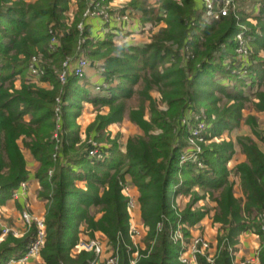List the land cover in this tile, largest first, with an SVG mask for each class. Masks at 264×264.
Listing matches in <instances>:
<instances>
[{"label": "trees", "instance_id": "obj_1", "mask_svg": "<svg viewBox=\"0 0 264 264\" xmlns=\"http://www.w3.org/2000/svg\"><path fill=\"white\" fill-rule=\"evenodd\" d=\"M135 1H131L132 7H135ZM255 2H259L264 9V0ZM69 5L70 0H0V199L12 197L14 190L29 176L23 144L42 164L56 169L51 177L46 174L50 204L46 211L47 238L41 250V264H88L95 259L97 254L94 250L73 252L79 238L77 225L81 221L87 224L91 237L99 231L117 249L119 258L114 264H132L134 249L131 248V214L129 199L124 193L127 179L126 170L123 169L127 165V171L132 173L134 181L139 185L142 218L148 226L146 247L142 249L137 264H182L178 258L182 245L173 239L174 231L180 223H194L199 215L191 209L179 212L173 208L178 193H187L192 187L190 182L178 180L181 154L179 146L175 145L174 134L168 130L155 134L154 125L141 113L139 116L132 115V119L143 129L144 134L129 139L124 160H118L102 169L99 158L96 161L81 158L76 162L65 158H60L58 162L51 159L60 84L69 88L80 79L76 75H70L68 81L62 83L59 71L64 60L77 53L81 38L86 37V41L78 50L84 47L88 52L93 51L88 49V45L101 47L104 44L109 47L104 54L107 62L104 73L105 79L111 84L102 86L108 90L102 100L113 104L119 98L117 95L108 96L119 85L113 84L114 76L123 75V78L135 83L143 71L137 67L136 74L129 72L131 64L128 56L135 52L128 56L125 53H111L110 47L116 46L114 32H108L104 39H97L88 34L89 24L84 32L80 31L79 23L84 19L88 0H78L71 17L67 15ZM161 8L169 15L168 26L162 32L163 38L159 43L146 46L141 56L136 57L143 62L145 71L142 74L150 72L151 84L159 83L165 78L159 76L157 65L167 58L163 52L169 49L166 41L177 44V50H181L182 54H185V49L188 50V56L195 63L187 66L179 61L180 64L175 63V67L179 68L169 72V77L179 72L183 81L193 68H197L199 74L205 72V66L210 60L224 51L226 42L231 41L228 46L233 50L239 45L236 35L242 21L235 12L208 22L204 20L203 11L195 0H166ZM141 10L148 16L146 9ZM237 12L243 13V7L240 6ZM254 29L250 37L253 40L264 39V24ZM54 33L57 34L59 44L52 51L50 41ZM151 50L152 54L148 55ZM175 51L173 50L174 53ZM224 53L221 54L223 58L226 56V52ZM34 55L43 59L45 74L42 76L44 80L50 79L52 86H40L26 76ZM112 63L116 67H123L122 74L111 66ZM57 67L59 71L56 70ZM17 77H20L19 84L16 83ZM119 88L122 91L120 96L132 93L131 87ZM258 105L264 110V98ZM123 106L112 105V110L105 116L107 124L120 117ZM142 107L144 109V105ZM185 107L184 104L180 106L182 111L179 115L184 114ZM249 161L252 166L242 163L238 167L242 172L247 198L245 216L250 217L255 212V217H264V153L259 152ZM84 163L89 165V170L77 172L75 165ZM217 163L221 164L219 161ZM205 164L209 166L212 162L205 159ZM190 165V162L186 164ZM198 171L192 170V179L195 181L201 178ZM76 181L81 184L86 182V188H79ZM173 184L175 191L169 193L168 189ZM71 197L73 198L68 202ZM218 202L227 210L225 219H222L231 222L234 233L246 227V219L235 210L236 200L230 188L224 193L223 200L218 199ZM96 206H100L98 216L97 211H94ZM261 225L264 226V223ZM34 230L21 237L9 234L6 239L1 240L0 264L12 257L24 255L34 236ZM260 231L262 244L259 264H264V230ZM233 237L231 235L228 238L233 240ZM229 245V242L219 244L216 258L218 264H233ZM199 261L200 264H209L204 254H199Z\"/></svg>", "mask_w": 264, "mask_h": 264}, {"label": "rangeland", "instance_id": "obj_2", "mask_svg": "<svg viewBox=\"0 0 264 264\" xmlns=\"http://www.w3.org/2000/svg\"><path fill=\"white\" fill-rule=\"evenodd\" d=\"M77 1L70 0L68 16H72ZM131 1L134 2L111 0L105 3L106 9L111 13L128 15L127 24L133 28L125 33H115L113 38L116 46H111L110 50L112 54L125 53L126 56L135 52L128 56L131 64L129 72L136 74L135 69L140 68L143 70L140 78L137 82L131 83L127 78H123V75L117 74L113 77V84L119 83L117 86L123 89L131 87V95L120 96L122 91L117 87L118 92L115 90L108 95L119 96L113 104L102 100V96L108 94V90L99 88L98 85L102 87L111 84L105 79L104 73L107 63L104 54L109 47L104 44L101 47L88 45V49L93 50L88 52L84 47L78 50L82 45L79 42L77 53L68 58L75 59L83 54L90 60L91 65L88 67V74L84 78L79 77L80 79L69 88H66L65 84H60L51 159L58 162L60 158H65L76 162L81 158L83 160L91 158L94 161L99 158L103 165L102 169L109 164L117 163L118 160H124L129 139L144 134L143 129L132 119V115L139 116L142 113L154 125L155 134L168 130L175 135L174 144L179 146L181 154L179 161L181 173L177 174L178 180H186L192 186L189 192L178 193L173 207L179 212L191 209L199 215L194 223H180L174 231L173 239L176 243L186 246L184 255L190 254L191 244L195 238L203 237L210 241L211 247L200 254L206 256L214 254L217 258L219 244L225 245L229 242L233 264H259L262 244L260 230H264L262 228L264 226L261 225L264 223V217H255V212L250 217L245 216L247 198L244 193L242 172L238 167L242 163L251 165L249 160L252 156L258 155L259 152L264 153V110L258 105L264 98V39L253 40L250 37L254 28L264 24V9L255 0H236L244 11L241 14L235 13L242 21L239 31L246 34L242 35L241 42L237 37L238 47L243 44L248 52L240 53L238 47L235 50L229 48L228 44L231 41H228L224 44V51L217 53L205 66V72L199 74L197 68H193L184 81L181 80L179 72L171 77L168 75L169 72L179 68L175 67V63L180 64L179 61L187 66L195 63H192L188 56V50L185 49V54H182L181 50H177L179 49L177 44L166 41L169 49L163 52L167 58L157 65L159 76L165 78L159 83L151 84L150 72L142 74L145 71L143 62L136 57L141 56L146 46L159 43L163 38L162 32L168 26L169 15L161 6L166 0H136L135 7H132ZM198 1L195 0L197 6ZM143 8L149 12L148 16L142 12ZM151 10L153 11L150 12ZM118 19L119 23L123 22V17ZM89 26L88 34L96 38L104 39L108 32H113L112 29L105 32L103 21L98 30L94 29L96 34L92 31L91 24ZM131 46L134 48L130 49ZM50 50H55L51 47V41ZM173 50H176L175 53ZM152 52L153 50L148 55ZM224 52L225 58L221 56ZM114 68L122 74L123 67ZM56 70L59 71V68ZM26 76L40 86H52L50 79L44 80V76L33 77L29 71L26 72ZM19 79L20 77H17V84L20 83ZM183 104L186 106L184 114L179 115L182 111L180 106ZM112 105H122L124 110L118 119L107 124L105 116L112 110ZM22 146L29 169V176L24 180L27 187L19 198H15L13 194L12 197L0 199V237L2 234L1 240L6 239L9 234L21 237L35 229L30 246L37 235V219L45 222L47 230L46 211L50 204L49 188L46 185L47 175L51 177L56 169L42 164L29 148L23 144ZM91 149L96 152L91 154ZM205 159L212 164L206 166ZM218 161L221 164H218ZM189 162L191 165L186 166ZM75 166L77 172L89 170V165L85 163ZM94 168L97 167L94 165ZM193 169L201 173L198 181L192 179ZM123 170H126L127 179L124 193L131 203L130 228L135 229L132 235L131 248L134 249L132 255L133 259L138 260L142 249L146 247L148 226L142 218L139 185L134 181L132 173L127 171V165ZM76 184L79 188H86V182L81 184L76 181ZM227 188L234 193L235 210L247 221L246 227L235 233L231 230L233 227L231 222L224 220L227 210L218 202V199L223 200ZM168 191L174 192L175 184L171 185ZM137 204L140 205L141 213L136 215L134 207ZM99 210L100 206L94 207L97 216ZM25 212L29 214L30 220H27ZM4 227L9 228L5 234ZM77 230L78 242L100 240L103 245V252L98 256L101 264L117 251L101 232L97 231L95 236L91 237L87 224H83L82 221L78 223ZM231 235H234L233 240L228 238ZM176 236L181 239L176 240ZM178 258L181 261L180 254ZM41 262L40 252L30 257L25 264Z\"/></svg>", "mask_w": 264, "mask_h": 264}, {"label": "built area", "instance_id": "obj_3", "mask_svg": "<svg viewBox=\"0 0 264 264\" xmlns=\"http://www.w3.org/2000/svg\"><path fill=\"white\" fill-rule=\"evenodd\" d=\"M111 0H88V6L84 12V19L79 23V29L81 32H84L86 26L90 24L93 18H100L105 23V32L107 33L109 29L116 33H125L127 30H133L132 27L128 26V15L122 16L121 14L111 13L109 9H106L105 3ZM181 1V0H176ZM200 8L202 9L203 18L205 21H213L219 19L225 15H228L232 12H237L240 5L236 0H200L199 4ZM123 17V22L119 23V19L117 18ZM130 22V21H129ZM53 31V30H52ZM245 34L244 32H238L236 35L239 38V41H242V35ZM86 37L81 38L80 44L85 43ZM59 44V39L57 34L54 33L51 38V47L56 49L57 45ZM238 51L240 53H247L248 49L242 44L238 47ZM91 65L90 60L83 54L77 56L75 59H66L63 62V66L59 71V78L63 83H66L69 79V76L74 74L78 77L84 78L88 72V67ZM29 74L33 77H39L45 74V66L43 64L42 59L39 56L34 55L30 68ZM99 88H102L98 85ZM96 151L91 149L90 153L94 154ZM202 163V162H201ZM27 187V183L23 181L15 190H14V197L19 198ZM132 202V201H131ZM129 204H131L129 202ZM25 216L27 220H30L29 214L25 212ZM37 235L29 246L27 252L20 256V257H12L8 259L3 264H25L30 259V257L34 255H38L41 252L42 246H44L46 241V224L42 219H37ZM9 228L4 227L3 233L5 234ZM135 229L133 227L130 228L131 235H134ZM2 236L0 237V240ZM176 236V240H180ZM211 247V243L209 240L200 237L195 238L191 244V251L190 254L184 255L186 246L182 244L180 250V260L182 264H199L198 256L202 253L205 249H209ZM94 250L96 252V257L88 264H101V260L98 256L101 255L103 252V245L101 244L100 240H91L89 242L80 241L75 245L73 248V252H78L81 250ZM211 250V249H210ZM119 258V252L115 251L113 256H111L104 264H114L117 262ZM207 259L209 264H217L216 258L214 254L207 255ZM132 264H137V260L133 259Z\"/></svg>", "mask_w": 264, "mask_h": 264}, {"label": "crops", "instance_id": "obj_4", "mask_svg": "<svg viewBox=\"0 0 264 264\" xmlns=\"http://www.w3.org/2000/svg\"><path fill=\"white\" fill-rule=\"evenodd\" d=\"M109 2V1H108ZM200 4V0L198 1V5ZM90 24H91V26H92V31H94L95 32V30L97 29H99L100 27H101V25H102V20L100 19V18H93L92 20H91V22H90ZM89 24V25H90ZM95 29V30H94ZM95 34H96V32H95ZM105 35V34H104ZM103 36V35H102ZM105 38V37H104ZM97 39H103V38H97ZM134 212H135V214L137 215V214H140L141 213V209H140V205H136L135 207H134Z\"/></svg>", "mask_w": 264, "mask_h": 264}]
</instances>
